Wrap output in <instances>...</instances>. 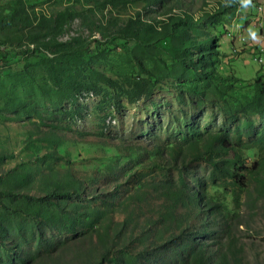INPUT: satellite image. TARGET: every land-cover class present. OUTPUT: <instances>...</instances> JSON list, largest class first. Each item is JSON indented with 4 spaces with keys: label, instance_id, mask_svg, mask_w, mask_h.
<instances>
[{
    "label": "rangeland",
    "instance_id": "374dc122",
    "mask_svg": "<svg viewBox=\"0 0 264 264\" xmlns=\"http://www.w3.org/2000/svg\"><path fill=\"white\" fill-rule=\"evenodd\" d=\"M0 14L11 17L0 21V264H177L192 244L227 264H264V183L256 166L264 119L233 120L223 103L202 105L174 78L137 100L134 83L146 76L135 42L123 35L130 27L162 43L169 19L188 14L196 43L208 39L215 51L227 40L224 51L238 50L233 60L221 58L227 67L220 72L235 77L236 94L252 96L264 75V0H0ZM157 59L156 67L169 62ZM219 132L235 145L238 169L233 154L221 155L220 170L204 161L181 169L151 164L156 145L166 154ZM69 175L81 183L78 197H51ZM174 184L203 206L180 243L167 248L173 225L162 224L159 198Z\"/></svg>",
    "mask_w": 264,
    "mask_h": 264
},
{
    "label": "trees",
    "instance_id": "16d2710c",
    "mask_svg": "<svg viewBox=\"0 0 264 264\" xmlns=\"http://www.w3.org/2000/svg\"><path fill=\"white\" fill-rule=\"evenodd\" d=\"M153 3L158 0H150ZM19 2V1H18ZM17 2V4H18ZM181 8L183 5H181ZM224 9L223 5H220ZM219 7L210 13L213 16ZM15 11V10H14ZM11 19L9 15L0 14V21L6 22ZM172 23L169 22L167 32L163 34L162 43L156 44L149 32L144 31L131 32L128 27L123 34L127 41L135 42L132 47V53L136 60V66L139 69L140 76L144 73L145 78L134 83L137 90V100H148L152 97L157 84L163 78H174L179 81H186L184 89L191 95L200 99L202 105L223 103L225 113L228 117L236 119L239 115L254 114L264 119V75L258 74L254 80L252 96L236 94L233 91L235 77L229 75L224 76L220 72V67H227L222 63L221 58H229V54L223 52L218 44L215 51H212V43L208 39H204L201 43H196L191 37V25L194 21L188 14L177 15ZM166 27V26H165ZM164 27V30H165ZM152 29V27H150ZM215 45V44H214ZM198 49V50H197ZM196 50L195 57L193 52ZM219 50V51H218ZM213 53H215L213 55ZM220 56H217L218 54ZM164 54L168 60L164 62V67H156L157 59ZM195 59L196 63H189V60ZM145 60H153L152 66L147 65ZM143 74V75H144ZM100 80L104 83L114 86L116 81L100 73ZM199 140H203L200 143ZM192 140L186 147L175 145L168 148L165 154L161 147L156 145L152 152L155 157L151 164L155 168L166 169H181L191 163L204 161L212 164L215 170H220L218 159L222 154H233L236 156L233 159L232 167L238 169L242 159L229 139V135L219 132L210 133L203 139ZM259 172L258 176L264 183V158L257 163ZM67 177V176H66ZM182 186L171 185L166 186L162 192L160 200L161 215L159 217L162 224L169 223L173 225V230L165 242L164 246L169 247L173 244H179L183 238V234L189 230L193 220V212H199L203 206L200 198L195 194L189 193ZM66 187V189H63ZM82 186L78 179L69 175V180L66 183H61L56 191L51 193V197L57 196L58 200H66V196H71L76 199L78 192L80 193ZM143 191V188L137 189L135 194ZM67 192V193H65ZM3 195L0 193V196ZM135 195H129L121 201L122 206L128 209V202ZM177 217H180L179 221ZM178 224V226H176ZM178 232V233H176ZM100 242H104L105 248H108L110 243V232L102 231ZM160 238V235H159ZM110 254L109 250L107 255ZM177 264H227L225 257H213L208 251V248L202 244L190 245L187 249H183L178 255Z\"/></svg>",
    "mask_w": 264,
    "mask_h": 264
},
{
    "label": "crops",
    "instance_id": "0c3cea01",
    "mask_svg": "<svg viewBox=\"0 0 264 264\" xmlns=\"http://www.w3.org/2000/svg\"><path fill=\"white\" fill-rule=\"evenodd\" d=\"M232 36V35H231ZM232 40V39H231ZM222 46L220 47L221 48V50L223 51V52H226V53H228L227 51H224V48H225V46H229V44L227 43V40H224V41H222ZM242 44V43H241ZM230 46L231 47H233V44L231 45L230 44ZM238 50L237 49H233L232 50V52L231 53H228L230 56H229V58H231V60H233L234 59V57H236V56H234V52H237ZM236 60V59H235ZM235 60L233 61V64L235 63Z\"/></svg>",
    "mask_w": 264,
    "mask_h": 264
}]
</instances>
